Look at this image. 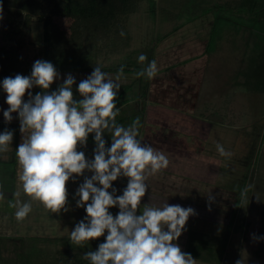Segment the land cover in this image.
Segmentation results:
<instances>
[{
    "label": "rangeland",
    "instance_id": "374dc122",
    "mask_svg": "<svg viewBox=\"0 0 264 264\" xmlns=\"http://www.w3.org/2000/svg\"><path fill=\"white\" fill-rule=\"evenodd\" d=\"M252 2L137 0L134 11L123 16L98 46L96 64L128 67L122 75L102 70L110 78L119 77L120 80L117 123L128 127L139 116L137 104L139 108L144 105L146 111L142 114L138 139L169 159L166 169L148 177V191L137 214H142L149 204H160L164 200L170 205L194 209L195 214L189 217L176 243L186 252L192 246L189 239L193 238L198 257L190 254L196 264H216L211 256V260L204 258L209 256V251L216 256L223 243L224 254L219 264H237V261L239 264H264V250H259L255 237L263 222L264 204V11L252 13ZM50 13V7L45 6L39 13L30 15L26 25V14L22 11L14 19L12 28L29 43H37L42 38L41 18ZM53 20L61 36L79 40L78 29L71 19L55 16ZM244 32L246 41L235 47V38ZM29 43L23 50V59L28 61L27 76L31 74L33 63L42 60L41 56L33 57V45ZM203 46L211 59L187 63L188 58L201 53ZM141 53L147 55L144 62L138 60ZM153 60L157 65L156 75L137 77L136 73ZM185 63L186 66H182ZM58 72L60 79L50 86L49 92L56 90L68 74L79 83L92 71ZM211 76L216 86L235 81L247 91L233 93L235 113L238 109L243 111L241 120L213 123L207 134V124L196 120L195 116L206 112V105L211 110L222 100L212 99L215 102H211L213 94L220 98L226 94L219 87L214 90L209 86ZM147 82L145 92L143 87ZM78 83L73 85L76 100L81 99ZM29 91L35 95L43 90L33 87ZM3 93L0 87V97ZM3 105L9 107L6 102ZM11 115L18 119L17 113ZM16 126V123L11 127L0 125V132L13 131L14 140L18 133ZM200 130H203L201 136ZM93 136L89 134L86 146L78 147L88 159L93 158ZM103 138L106 147H110L111 133L105 131ZM217 144L229 155H220ZM19 173L20 169L12 163L0 164V193H3L0 214L13 216L0 218V264H66L58 257L86 252L88 243L84 247L73 244L70 232L86 216L84 208L76 206L79 199L76 192L84 177L92 173L85 171L83 176L66 182L69 189L66 207L70 206L71 210L68 208L59 214L51 213L40 202L20 193ZM127 179L120 177L112 182L117 189L115 195L122 194ZM17 192L19 197L15 195ZM17 199L32 207L22 221L15 218ZM236 202L238 209L228 230ZM109 211L115 216L119 209L112 207Z\"/></svg>",
    "mask_w": 264,
    "mask_h": 264
},
{
    "label": "clouds",
    "instance_id": "9594fccd",
    "mask_svg": "<svg viewBox=\"0 0 264 264\" xmlns=\"http://www.w3.org/2000/svg\"><path fill=\"white\" fill-rule=\"evenodd\" d=\"M2 12L0 5V19ZM138 60L146 61L147 55L141 53ZM123 71L121 66V75ZM156 73L153 60L136 75L153 78ZM58 79L56 67L38 59L30 76L16 74L0 83L9 106L3 112L5 122L13 120L14 112L19 118L22 142L15 149V157L23 193L51 213L66 212V182L90 172L91 176L84 177L76 192V206L83 207L86 216L70 232V241L80 247L105 237L96 250L84 253L90 264H196V259L176 243L189 217L195 214L194 209L170 205L164 200L149 204L142 214H137L148 191V177L166 169L169 159L138 139L139 117L128 127L117 123L119 77L112 79L100 66H95L76 86L79 100L73 96L76 81L71 74L49 92ZM33 87L43 91L33 95L29 91ZM105 131L111 133L110 147H106L103 138ZM89 134H94L95 142L92 159L78 150L79 146H86ZM12 141L13 131L0 132V153L9 152ZM217 151L222 156L229 155L219 144ZM120 177L128 178L127 185L121 195H115L117 189L112 182ZM15 195L19 197L20 193ZM16 204L15 218L22 221L32 211L31 204L19 199ZM112 207L119 209L115 216L109 211Z\"/></svg>",
    "mask_w": 264,
    "mask_h": 264
},
{
    "label": "trees",
    "instance_id": "16d2710c",
    "mask_svg": "<svg viewBox=\"0 0 264 264\" xmlns=\"http://www.w3.org/2000/svg\"><path fill=\"white\" fill-rule=\"evenodd\" d=\"M148 1L152 2L153 0ZM252 1V13L264 11V0ZM136 2L137 0H0V5L3 8L2 19H0V82L6 77H14L16 74L27 76L28 61L23 59V50L29 42L21 36L19 31L15 32L14 28H12V23L17 15L25 11L24 21L27 25L30 15L39 13L45 6L50 7L51 13L41 18V40L37 43H29V45H33V57L41 56L42 60L51 62L57 71H92L95 66H100L101 70L119 72L121 66L106 67L96 64L98 46L109 33L114 31L123 16L134 11ZM55 16L71 19L78 29L79 40L77 42L76 40H70L69 36H61V30L54 25L53 17ZM126 68L128 67L123 66V69ZM146 85V87L144 86L145 88L143 87L145 92L148 82ZM142 94L145 95V93ZM143 106L140 108L138 116L140 122L143 116ZM3 124L7 125L0 122V125ZM234 205L229 218L228 230L234 221L238 202L234 203ZM261 216L263 222L255 237L256 239L259 238L257 239L259 250L263 251L264 204ZM99 239L104 241L105 237L103 238L102 236L95 240H90L91 242H88L89 246L86 252L97 249L98 244L101 243ZM193 242V238L190 237L189 243L192 246L186 252L198 257L197 247L194 246ZM84 253L77 252L61 255L58 259L66 264H90V261L84 258ZM208 253L209 256L204 259L211 260V256L216 261V264H219L224 254V243L218 249L216 256H213L211 251Z\"/></svg>",
    "mask_w": 264,
    "mask_h": 264
},
{
    "label": "crops",
    "instance_id": "0c3cea01",
    "mask_svg": "<svg viewBox=\"0 0 264 264\" xmlns=\"http://www.w3.org/2000/svg\"><path fill=\"white\" fill-rule=\"evenodd\" d=\"M244 35H245V32L241 33L240 35H237V37L235 38L236 39L235 47L236 46L237 47L241 46L239 44H242V43H244V41H246V38H244L245 37ZM244 48H245V46H244ZM205 49H206V47L203 46V49H201V53L199 55L191 56L190 58L186 57V58H188V60H186V61H189L187 63L191 64L193 61H197L199 59H208V58L211 59L210 54H206ZM182 66H186V63L182 64ZM216 74L218 75V73H216ZM213 79H212V76H211L210 80L212 82H210L209 86L211 88L212 87L215 88L214 90H217L216 88L219 87V90L220 91H225L226 94L225 95H221V98L219 97V95L213 94V96L211 97V100H210L211 102H213V103L215 102L212 99H216L217 101H218V99L219 100L222 99V100L220 102H218L214 108H211V110L208 107H206L207 106L206 105L205 106L206 112H200L197 116H195L197 118L196 120L200 121L201 123L207 124V126H208V131L206 132L207 134H209V132H211L210 129L212 128V124L213 123H215V124L218 123L219 124V123H223V122H231L235 118H238V121L241 120L240 117L242 116V112L243 111L241 109H238V112L235 113L236 103H235V100H234V94L233 93L235 91H247V89H245L244 87L239 85L238 82H235V81L229 82V83L225 84L222 87H220L219 85L216 86V84L213 83ZM184 89L187 90L186 88H184ZM5 98H6V93L4 92L2 94V96L0 97V105L1 104L2 105L5 104V100H6ZM27 99H28V96H25L24 100L27 101ZM137 106H138V104H137ZM137 106H136L137 110L140 111V108L137 107ZM146 107H148V106H146ZM6 109H7V107H5L4 105L0 106V122L6 123L7 127H11V126L14 125V123H16L17 124L16 127L18 128V133L15 135L14 140L12 141L11 148H10L9 152L0 153V164L5 166L6 163L9 162V163H12L13 165H15L17 167V169H19V166H18L17 161H16V157H15V149L22 142V133L20 132L19 118L18 119H16V118L13 119L14 121H11L10 123L5 122L4 119H3L4 117H3L2 114H3L4 110H6ZM145 111H146V108H144V110L142 111V114H144ZM151 113H156V112H151ZM160 113L161 112H159V114ZM159 116L160 115H156V118H158ZM182 116H185V115L182 114ZM161 117H164V115H162ZM202 133H203V130H200V136H201ZM208 136L209 135H206V137H208ZM206 137L203 140H205ZM66 187L68 188L67 185H66ZM67 190H69V189H67ZM20 193L23 194V190ZM13 194L14 193L11 194V197H13ZM69 207L70 206H68V208ZM4 213H8V212H4ZM6 217L11 219L13 216H11V214L10 215H8V214H0V218H6Z\"/></svg>",
    "mask_w": 264,
    "mask_h": 264
}]
</instances>
